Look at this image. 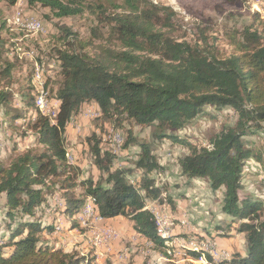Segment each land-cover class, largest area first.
<instances>
[{"label":"trees","instance_id":"1","mask_svg":"<svg viewBox=\"0 0 264 264\" xmlns=\"http://www.w3.org/2000/svg\"><path fill=\"white\" fill-rule=\"evenodd\" d=\"M2 1L9 6L17 2ZM26 1L48 7L59 18L85 9L76 0ZM108 4L86 6L97 23L107 28L105 40L90 44L87 51L76 32L59 26L62 46L55 48L54 57L61 80L54 93L59 102L54 118L35 107V95L30 94L34 72L29 86L19 94L23 112L9 115L8 126L22 119L41 150L25 148L11 156L8 164L0 159V194L5 195L8 232L0 241V264L90 263L93 256H79L43 237L52 224L38 215L54 192L60 194L62 212L68 217L90 198L99 217H127L134 231L154 249L164 253L168 246L170 240L159 233L155 214L147 205L162 195L161 187L149 176L162 170L150 142L139 144L134 167L142 172L135 183L127 179L128 168L113 167V153L102 150L97 137L89 149L94 165L105 174L103 180L80 177V167L67 162L66 126L86 102L95 103L99 117L111 120L115 129L123 128L124 121L153 125L154 140L184 145L188 152L177 160L180 172L190 178H207L212 191L222 188L221 211L236 216L240 220L237 229L244 232L245 253L231 254L223 263L264 264V198L240 196L243 168L254 157L247 138L264 133V31L244 28L236 53L219 57L178 34L181 25L171 6L151 0ZM5 54L0 34V81L7 86L14 64ZM11 96L9 90L0 89V107ZM205 106L231 109L236 120L209 132L206 145H196L178 131L191 124ZM135 144L136 137L128 130L121 147ZM257 160L262 162L260 156ZM188 251L195 258L202 254ZM205 257L212 262L208 254Z\"/></svg>","mask_w":264,"mask_h":264},{"label":"rangeland","instance_id":"2","mask_svg":"<svg viewBox=\"0 0 264 264\" xmlns=\"http://www.w3.org/2000/svg\"><path fill=\"white\" fill-rule=\"evenodd\" d=\"M76 1L85 8L83 12L59 18L54 16L48 7L40 4L29 5L26 0H17L14 5L9 6L0 0V34L5 41L7 52L4 56L14 64L11 85L5 86L4 81H0V89L5 88L12 94L10 101L0 107V159L5 164H8L11 156L25 148L41 150V146L35 143L34 133L22 125V119L14 121L12 127L8 126L9 115L23 112L24 106L19 94L23 88L29 86L33 72L31 83L34 90L30 91V94L35 95V102V98L39 95L37 93L42 90L41 85H43L47 109L36 105L35 107L51 118L55 116L52 114V111H55L54 93L61 80L58 62L54 57L55 48L62 46V41L58 38L59 26H65L72 32H76L83 50L87 51L90 49V44L105 40L107 28L97 23L95 16L86 6L97 2L106 7L109 2L120 3V0ZM151 1L171 6L181 25L178 34H184L187 41L206 47L219 57L236 53V42L240 40L244 28L250 26L251 29L256 27L264 31V0ZM17 13L23 17L21 20H18ZM255 15H257L256 18ZM30 20L39 23L36 31H29L26 28L25 24ZM36 67L41 69V80L38 78ZM87 110L91 112V115L85 116ZM32 111L34 113L32 109L29 113ZM99 115L98 106L95 103L86 102L71 118L69 123L70 127L75 129V142L71 146L73 150L68 152L70 142L65 141L66 157L72 156L73 164L80 167V177L103 180L105 174H102L94 165L89 149L93 137H97L100 140V148L113 153V167L128 168L130 172L127 174V179L135 183L142 172L134 167L140 150L139 144L143 141L150 142L153 155L162 165V170L152 171L149 176L155 179L156 185L161 187L163 194L159 201L155 199L154 206L148 201L147 205L157 214L159 233L170 241L164 253L159 252L143 236L137 235L132 222L127 217L115 216L107 225L102 220L103 217L97 218L95 208H92L89 213L84 211L88 208V200H86L78 210L80 223L64 214L66 219L63 225L59 221L53 224L52 234L57 238L59 236L65 248L77 251L80 253L79 256H93L89 264H224V260L230 258L231 254L245 253L244 232H239L237 229L240 220L234 215L221 211L223 190L212 191L207 178H190L180 172L177 160L188 152L184 145L169 139L154 140L153 125L143 126L132 121H124L123 128L115 129L111 120L106 121ZM235 120L236 115L231 109L205 106L195 120L178 131V134L196 145H206L209 132L219 130L224 122L233 124ZM262 124L264 125V122ZM128 130L136 137V144L123 149L121 145L126 139ZM247 140L254 157H251L246 162L247 166L243 168V187L240 190V196L264 198V133L250 136ZM259 156L262 162L257 160ZM76 192L79 190L76 189ZM54 193L42 205L45 210L41 207V215H38L41 218L44 216L42 212L48 214L54 211V208L57 210L58 207L63 206L64 202L60 194ZM176 197H179L177 199L183 208L181 210L176 208ZM4 202L5 196L0 194V238L8 235L3 223L7 220ZM164 217L166 225L178 226V228L163 229ZM90 220L93 223H87ZM105 226L110 228L108 237H103L102 228ZM69 228L73 229L71 233H67ZM115 230H118V235ZM59 239L58 245H60ZM100 248H103V251ZM188 250L201 251L202 254L195 258L189 254ZM222 251L226 252V255L220 254ZM206 254L212 258V262L207 260Z\"/></svg>","mask_w":264,"mask_h":264},{"label":"crops","instance_id":"3","mask_svg":"<svg viewBox=\"0 0 264 264\" xmlns=\"http://www.w3.org/2000/svg\"><path fill=\"white\" fill-rule=\"evenodd\" d=\"M58 101L55 99V112H54V114H56V109H57V107H58ZM93 103V102H92ZM71 124H67V126H66V130H65V138H66V142H70V149H68V152H69V150L71 151V150H73V148L71 147L72 146V144H73V142H75V129H72L71 127ZM1 141V140H0ZM0 145H1V142H0ZM67 150V149H66ZM183 176V175H182ZM197 184H199V183H197ZM202 184V183H201ZM197 189V188H196ZM222 189V188H221ZM197 191L198 192H200L198 189H197ZM161 194H163V193H161ZM5 196V195H4ZM177 198H179V197H176L175 198V203H176V208H178L179 210H181V209H183L181 206H180V201H178V199ZM48 203H50V202H48ZM43 207V206H42ZM45 207H43V209H44ZM45 210V209H44ZM62 210H63V206L62 207H58V209L56 210V208H54V211H52L51 213H46L45 214V212H42V214L44 215L41 219H42V221L43 222H46V223H50V224H52V229H51V231L50 232H46V233H44L43 234V237H45V238H48V239H50L52 242H54V244L56 245V246H60V247H62L64 250H66V251H70V250H68V248H65V245H63V244H61V245H58V243H57V240L59 239V236H58V238L55 236V235H53L52 234V230H53V224H55V223H57L58 221L60 222V224L61 225H63V221H65V219H66V217L64 216V213L62 212ZM185 210V209H184ZM80 213L77 211V212H75L71 217H69L71 220H74V221H77L78 223H80L81 221H80ZM76 219V220H75ZM112 219H114V217H108V218H103L102 220L104 221V222H106L107 223V225L110 223V222H112ZM101 220V221H102ZM58 222V223H59ZM76 222V223H77ZM84 222H86V220L84 221ZM4 223V222H3ZM83 223V222H82ZM87 223H93V221L92 220H90V221H88ZM61 228H62V226H61ZM187 229H189V228H187ZM7 231V230H6ZM71 231H73V229H67V233H71ZM118 230H115V232H116V234L118 235V232H117ZM183 232H186V231H183ZM137 235H139V234H137ZM7 236H3V237H1L0 238V241L1 240H3V239H5ZM76 238H78V236L76 237ZM90 246V249H91V244L89 245ZM100 250H102L103 251V248H100Z\"/></svg>","mask_w":264,"mask_h":264},{"label":"built area","instance_id":"4","mask_svg":"<svg viewBox=\"0 0 264 264\" xmlns=\"http://www.w3.org/2000/svg\"><path fill=\"white\" fill-rule=\"evenodd\" d=\"M17 15H18V20H21V18H23L19 13H17ZM36 68L38 70V78H39V80H41V75H42L41 69H40V67H36ZM41 88L43 90V85H41ZM42 107H46V109H47V104H42ZM47 112H48V110H47ZM54 112L55 111H52V114H54ZM85 116H86V112H85ZM72 160H73V158L70 157L69 155H67V162L73 164ZM246 166H247V163H246ZM90 208H96V207L92 204L90 198H88V208L85 211H89ZM174 228L176 229V228H178V226L166 225V218L164 217L163 229H174ZM109 230H110V228L107 226H105V228H102L103 237H108V231ZM59 242L61 245L60 239H59ZM179 243H183V242H179ZM101 246L106 247L107 245H101ZM220 254L226 255V252L222 251V252H220Z\"/></svg>","mask_w":264,"mask_h":264},{"label":"bare ground","instance_id":"5","mask_svg":"<svg viewBox=\"0 0 264 264\" xmlns=\"http://www.w3.org/2000/svg\"><path fill=\"white\" fill-rule=\"evenodd\" d=\"M25 22V21H24ZM16 23V22H15ZM18 24V23H17ZM21 25V24H20ZM19 25V26H20ZM25 26H26V28H28V30L29 31H36L37 30V28L39 27V23L37 22V21H35V20H30V21H28V22H26V24H25ZM36 72H37V70H36ZM36 74V73H35ZM35 77H36V75H35ZM42 89V88H41ZM37 94H39L36 98H35V105L37 106V107H39V108H41L42 107V104H45V102H44V99H45V92H43V90H41V91H39V93H37ZM36 94V95H37ZM93 114V113H92ZM86 115H91V112L89 111V110H87L86 111ZM70 123H71V120H70ZM69 123V124H70ZM72 157V156H71ZM67 158V157H66ZM56 199V198H55ZM60 199V198H59ZM148 202H150L151 203V205H155V203H153L152 201H148ZM57 204V203H56ZM151 209V208H150ZM50 210V209H49ZM85 211V210H84ZM90 211H92V208H90V210L89 211H87L88 213L90 212ZM47 213V212H46ZM154 214H155V219H156V223H157V227H158V217H156L157 216V214H156V212H154ZM160 216V215H159ZM97 218L98 219H102V217H99L98 215H97ZM168 222V221H167ZM160 223V222H159ZM163 223V222H162ZM159 229V228H158ZM100 238V237H99ZM101 239V238H100ZM97 242V241H96ZM96 260V259H95Z\"/></svg>","mask_w":264,"mask_h":264}]
</instances>
